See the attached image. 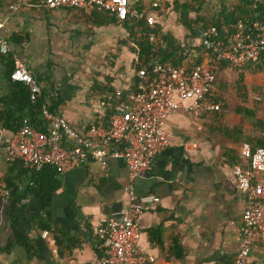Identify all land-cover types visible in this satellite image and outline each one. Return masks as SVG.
Here are the masks:
<instances>
[{
	"label": "crops",
	"instance_id": "obj_1",
	"mask_svg": "<svg viewBox=\"0 0 264 264\" xmlns=\"http://www.w3.org/2000/svg\"><path fill=\"white\" fill-rule=\"evenodd\" d=\"M41 2L1 0L0 38L8 42L10 49L8 55H0L2 157L3 147L14 135L12 120L25 113L20 108L25 107L22 99L10 97L12 84L7 76V57L15 56L28 67L49 103V110L63 116L80 135L87 134L91 122H108L117 99L107 93L125 88L133 75L128 67L119 70L124 58L128 66L131 64L130 49L121 50L124 56L111 52L115 61L111 59L110 69L99 66L100 58L104 60L108 51H112L111 36L120 35L121 28L95 27L85 16L87 12L49 10ZM18 5L20 8L15 10ZM255 21L263 22L264 18L255 14L251 22ZM177 39L189 45H198L195 42L199 41V38ZM203 64H207V59ZM228 70L217 74L211 95L219 93L224 97L223 123L229 129L240 126L241 133L226 138L214 133L212 116L195 123L178 110L165 124L172 136L171 145L156 155L146 179L131 182L136 197L153 194L160 199L138 217L141 228L138 243L146 252V264H230L240 251L236 228L243 210V195L231 175L233 155L224 153L236 155L242 139L253 133L251 123L234 112L236 106H255L257 118L264 120V104L256 102L258 97H251L261 87L264 90V77L244 74L247 97L242 102L234 88L235 81H227ZM226 90L232 91L231 96L237 100L233 107L227 105ZM35 126L45 128L41 117H36ZM0 171L17 201L18 229L32 247L30 254L18 244L6 249L12 235L4 212L9 200L5 204L0 202V264H98L101 249L97 228L129 203L125 188L130 179L121 159L106 158L105 168L88 160L78 168L58 174L59 187L45 211L30 193L34 187L31 171L18 162H3ZM51 171L47 167L41 179L46 181ZM248 264H264V234L254 242Z\"/></svg>",
	"mask_w": 264,
	"mask_h": 264
},
{
	"label": "built area",
	"instance_id": "obj_2",
	"mask_svg": "<svg viewBox=\"0 0 264 264\" xmlns=\"http://www.w3.org/2000/svg\"><path fill=\"white\" fill-rule=\"evenodd\" d=\"M135 0H42L49 10L75 9L91 12L98 10L127 18L145 20L148 25L156 21L153 12L146 13L133 7ZM151 8L156 0H147ZM20 6H16L17 10ZM199 45L216 52L217 57L235 68L256 61L264 51V22H253L248 30L230 34L228 28H208L201 32ZM10 52L8 42L0 38V55ZM10 72L12 82L29 88L30 99L40 93V86L28 67L13 57ZM140 78L133 85L115 91L117 103L107 123L91 122L86 135L78 134L61 115L41 109L44 130L22 121L19 130L3 147V162H18L26 169L39 171L53 166L58 174L78 168L84 162L95 161L105 168L106 158L121 159L127 169L130 184L125 188L129 203L124 209L108 216L97 228L96 238L101 255L98 264H146V252L139 246L141 228L138 217L156 206L160 199L153 194L136 197L132 181L146 179L157 154L169 147L172 136L165 124L168 118L182 110L193 122L199 123L206 114L220 111L222 104L211 99L215 77L207 65L187 70L170 64L155 63L148 72L141 69ZM150 76V78H149ZM240 164L231 168L237 190L243 195V210L236 233L241 248L230 264H248L250 250L264 234V149H252L242 143L238 150ZM0 202L9 200L10 191L0 171ZM47 232H42L45 237Z\"/></svg>",
	"mask_w": 264,
	"mask_h": 264
},
{
	"label": "trees",
	"instance_id": "obj_3",
	"mask_svg": "<svg viewBox=\"0 0 264 264\" xmlns=\"http://www.w3.org/2000/svg\"><path fill=\"white\" fill-rule=\"evenodd\" d=\"M158 1V0H156ZM196 2V5L193 4ZM219 9L211 17H204L203 7L200 0H186L180 2L179 0H172L171 2H157V7L151 8L150 3L144 0H135L133 7L146 13L153 12L155 14L156 21L153 25H148L145 20H138L133 18H127L123 21L118 20L115 15L106 12L92 10L85 14L87 19L92 22L95 27H104L108 25L122 28L127 36L121 40V44L128 47L132 54L133 59L130 64V69L134 74L132 79L133 85L139 81L135 73L141 69H145L150 72L151 67L155 64H170L175 67H184L187 70L203 64V61L207 59V66L212 71L215 77V82L212 86L215 87L217 83V74L223 69H233L237 73L234 88L241 101H245L247 97L246 87L243 85L244 74H262L264 77V51L259 55L256 61L246 63L240 68H235L217 57L215 51L207 49L203 45H189L181 44L178 39L163 29V24L158 20L160 16H165L167 8L176 15L181 28H183L186 36L192 39L200 37L201 32L211 27H216L219 31L222 27H226L229 33L232 34L237 30H248L252 24L253 15H259L264 18V0H219ZM1 6V0H0ZM169 9V10H170ZM75 10V9H72ZM86 12L84 10H78ZM194 14V17L191 14ZM264 22V21H263ZM7 76L12 84V91L10 97L13 99H22L25 103V113L18 115L15 120H12L11 124L14 125V134L19 130L23 120H27L28 123L35 127L36 117H41V109L46 107L49 110V103L46 102L44 95L40 93L34 100L30 99V91L27 86L22 83L12 82L10 80V72L13 67V60L9 56L7 57ZM150 78V76H149ZM113 94L115 93H107ZM8 96L4 97L7 98ZM211 99L218 101L222 104L220 111L206 114L202 117L212 116L214 118V133L221 134L224 137L234 136L235 133H241L242 128L240 126H234L228 128L223 123V118L226 111V104L224 103L223 96L219 93H214ZM3 103V102H2ZM6 105L5 103H3ZM51 110V109H50ZM49 110V112H50ZM236 114L242 116L244 120H247L252 125V135L242 139V143H248L255 148L264 149V120L257 118L256 107L248 108L244 106H236L234 109ZM13 113V109H12ZM51 113L54 114L51 110ZM201 119V120H202ZM37 129V128H36ZM44 130V129H38ZM241 143V144H242ZM226 151L224 155H233V165L240 164L238 153ZM235 157V158H234ZM21 166L22 164L19 163ZM51 168V174L43 181L41 179L42 173L45 169ZM33 173V185L31 189V195L37 200L40 208L45 211L49 207L51 198L55 191L59 187V181L57 179L58 172L53 166H44L39 171L30 170ZM5 181V180H4ZM6 183V182H5ZM7 184V183H6ZM7 187L10 186L7 184ZM1 191V189H0ZM8 206L5 209V217L9 227L12 230L11 238L6 245L8 249L12 244H18L23 247L28 254L31 252V244L28 241L26 235L18 229L17 217L15 214L17 201L14 198V194L10 193ZM42 226V229H45Z\"/></svg>",
	"mask_w": 264,
	"mask_h": 264
},
{
	"label": "rangeland",
	"instance_id": "obj_4",
	"mask_svg": "<svg viewBox=\"0 0 264 264\" xmlns=\"http://www.w3.org/2000/svg\"><path fill=\"white\" fill-rule=\"evenodd\" d=\"M145 2L147 0H144ZM171 2L172 0H158L157 2ZM180 2H185L186 0H179ZM190 1V0H188ZM192 1V0H191ZM202 3V7H203V15L204 17H211L214 16V14H216V12L219 9V0H200ZM193 4L196 5V2L193 1ZM170 8H167V13L165 16H160L158 18L159 21H161V23L163 24V29L167 32H169L170 34H172L173 36H175L176 38H182L183 40L186 41H190V38L188 36H186L183 28H181V25L179 24L176 15L171 11ZM192 17H194V14H191ZM120 28V27H117ZM122 29V28H121ZM120 35H115V36H111L113 38V46L110 48L112 51H108V53L105 55V58L103 60V58H100L99 61V66L103 67L105 69H110V67H112L113 63L111 62V59L114 60L113 57V53L116 54V56L123 55V53H120L122 49L127 50L129 49L128 47H125L121 44V40L127 36L126 32L122 29L120 32ZM196 44L199 45V41L197 40V42H195ZM121 47H125V48H121ZM125 54V53H124ZM115 56V55H114ZM124 56V55H123ZM115 61V60H114ZM112 63V65L110 64ZM98 64V63H97ZM98 66V65H97ZM126 67L130 68V65L128 66V60L124 58L123 62L121 63V67H120V71H124L126 69ZM99 68V67H98ZM131 71V69H129ZM229 76L227 77V81L232 82L233 80L235 81V76H236V72L233 69L228 70ZM263 87L260 88V90L258 91H254V95L255 96H251V97H258L259 100H256V102L260 103L261 106L264 104V90H262ZM231 92L227 93V90L225 91V97H226V101H227V105L228 107H233L235 105V102L237 101L236 98L232 95L231 96ZM224 99V97H223ZM254 99V98H253ZM251 99V100H253ZM254 101V100H253ZM260 106V105H259Z\"/></svg>",
	"mask_w": 264,
	"mask_h": 264
}]
</instances>
